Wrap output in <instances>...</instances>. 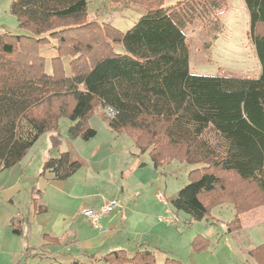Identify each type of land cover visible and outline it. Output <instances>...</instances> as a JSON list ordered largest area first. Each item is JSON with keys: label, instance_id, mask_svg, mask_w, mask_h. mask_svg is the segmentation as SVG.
<instances>
[{"label": "trees", "instance_id": "16d2710c", "mask_svg": "<svg viewBox=\"0 0 264 264\" xmlns=\"http://www.w3.org/2000/svg\"><path fill=\"white\" fill-rule=\"evenodd\" d=\"M165 1L109 0L143 11L127 30L90 20V0L12 1L11 14L29 33L0 34V168L19 164L47 133H53L52 147H59L64 117L71 121L70 138L91 140L97 130L89 120L100 107L108 127L130 136L156 168L176 160L194 167L189 182L167 198L176 214L210 220L212 208L232 203L236 213L228 228L238 231L241 214L264 206V0H244L262 66L256 78L190 73L186 28L198 15L215 19L226 0H180L170 6ZM45 46L57 53L51 71L40 52ZM209 132L220 146L206 136ZM80 168L66 151L47 157L40 175L50 172L65 180ZM33 202L42 210L37 199ZM14 221L13 232L21 235ZM45 238L50 245L61 243ZM191 245L200 253L209 241L198 234ZM45 246L27 251L43 252ZM40 253L31 252L18 264H29ZM249 255L264 264V242ZM100 260L160 264L145 244L111 251ZM161 264L184 263L167 257Z\"/></svg>", "mask_w": 264, "mask_h": 264}, {"label": "rangeland", "instance_id": "374dc122", "mask_svg": "<svg viewBox=\"0 0 264 264\" xmlns=\"http://www.w3.org/2000/svg\"><path fill=\"white\" fill-rule=\"evenodd\" d=\"M12 1L0 0V34L5 32L28 34L27 30L18 27L16 17L11 14ZM90 1V20L100 24L110 23L122 30L131 28L143 14L137 5L112 4L109 0ZM178 1L180 0H166L165 4L170 6ZM213 14L215 19H209V21L198 15L186 28L190 73L204 76L258 77L261 73V63L253 43L251 16L245 1L226 0L223 8ZM117 49L121 50V46H117ZM40 52L47 58V69L51 71L50 59L57 54L56 50L52 46H45L40 48ZM66 66L69 72L68 60ZM89 123L99 132L98 136L91 141L81 138L69 140L68 128L71 121L64 117L60 121L58 132L61 140L59 147L52 148L50 136L53 133H47L39 139L33 149L37 158H41L45 154H52L56 157L59 151L71 150L73 158H78L84 163V166L72 179L55 181L50 184L49 198L57 208L56 210L70 207L77 209L80 200L71 198L72 195L85 197L87 195L86 204L93 206L92 201L95 200L93 196L100 195L101 187L106 188L108 194H111L117 193L118 189L121 191V186L128 188V183H130L132 185L129 188L142 190L143 194L148 196L146 205L149 209H164V212L157 213L155 217H151L144 224L142 223V226L147 225L149 230L153 228V231H149L150 233L146 235L152 244L158 263H163L168 257L177 259L184 264H256L247 251L264 242V228L249 229L239 235L238 231L230 232L228 224L235 219L236 213L232 203H224L212 208L210 220L191 221L186 213L179 212L176 214L178 216L176 225H168L159 221V216L166 214L167 207L162 201H159L160 204L155 195L162 192L166 198H170L183 188L189 182V172L194 168L192 165L176 160L155 168L149 153H145L140 159L133 156L131 152L137 150L130 136L123 134L118 141L109 140L108 131L111 130L101 114L100 107L95 109ZM206 136L215 146L221 145V140L214 133L209 132ZM110 141L113 147H116L113 150H111ZM102 143L106 145V149H102L97 160L107 167H104L101 174H95L93 166L89 165L87 161L91 160L94 147ZM121 147L126 148L125 152L117 151V148L121 150ZM137 160L146 162L147 166L142 168L136 166L140 164ZM132 166L137 167L139 172L137 177H140L141 182L144 183L143 189L135 176L131 179L128 176L123 177V174L129 173ZM60 194L64 195L62 202ZM115 200H118L119 203L114 211L120 209L119 204L126 202V199H122V197ZM143 201L141 198L136 202L141 204ZM156 202L158 203L157 208L155 207ZM133 203L132 201L131 204ZM168 205L175 213L172 206ZM143 206H140L138 211L143 212ZM87 209L92 208L88 207ZM135 216L137 217V215ZM154 225L155 227H153ZM198 234L206 237L209 241L208 248L200 253L194 251L191 245Z\"/></svg>", "mask_w": 264, "mask_h": 264}, {"label": "crops", "instance_id": "0c3cea01", "mask_svg": "<svg viewBox=\"0 0 264 264\" xmlns=\"http://www.w3.org/2000/svg\"><path fill=\"white\" fill-rule=\"evenodd\" d=\"M110 130L108 131L109 140L118 141L123 135L117 134L112 129ZM98 133L97 131L94 138L98 136ZM69 140L73 141L75 139L70 138ZM109 143L111 150L116 148L113 147L111 141ZM35 146L36 144L27 156L13 168L8 170L0 168V264H18L31 252L41 253L36 258H30L29 264H106L100 258L114 250H131L139 244H145L152 249V244H150L146 234L153 231V228L149 230L147 225L144 227L142 225L151 217H155L157 213L164 212L163 208L159 210L149 209L146 205V199H149L148 196L143 194L142 190L129 188L132 184L128 183V188L121 186V191H118L117 188V193L113 192L111 194H108L106 188L101 187L100 195L93 196L95 199L92 201L93 206L86 204L87 195L86 197L72 195L71 198L80 200L77 209L70 207L56 210L57 208L49 198L50 184L55 181L72 179L84 166V163L78 158H73L71 150H66L70 153L73 161L81 163V168L73 176L65 180H59L50 172L40 175L45 159L54 157V155L45 154L41 158H37L36 153H33ZM95 147L91 154V160L87 162L93 166L95 174H101L104 167L107 166L99 163L100 160H97V156L102 149H106V145L102 143ZM135 147L137 151L131 152V154L140 159L144 154L140 153L136 145ZM125 149L121 147V150L117 148V151L125 152ZM59 153L61 152L59 151L56 157ZM137 161L139 162V160ZM139 163H136L138 164L136 166L141 168L147 166L146 162ZM133 168L129 169L127 175L123 174V177L128 176L131 179L135 176L141 189H143L144 183L141 182L140 177H137L139 175L137 167ZM86 185H88L87 182ZM60 188H63L62 185ZM63 196L60 197L61 202L64 199ZM155 196L158 202H161L157 194ZM120 197L126 199V202L119 204V210L104 215L101 218L100 228H95L90 220L83 215V210L88 207L100 208ZM141 198L144 201L141 204L137 203ZM34 199H37V206H40L42 210H36ZM132 201L133 204H131ZM157 204L156 202V208ZM140 206L144 207L143 212L138 211ZM13 219H15L16 225L22 229L21 235L13 232L11 226ZM240 221L242 228L238 230V235L249 229L264 228V206L241 214ZM161 233L163 235L162 230ZM46 236L57 238L61 243L50 245L45 238ZM64 242H67V244L65 245ZM44 244L46 246L43 252L27 251L29 247L37 248ZM252 249L254 247H251L247 252Z\"/></svg>", "mask_w": 264, "mask_h": 264}, {"label": "built area", "instance_id": "2783aa9c", "mask_svg": "<svg viewBox=\"0 0 264 264\" xmlns=\"http://www.w3.org/2000/svg\"><path fill=\"white\" fill-rule=\"evenodd\" d=\"M107 113L110 116L115 115V111L111 108L107 109ZM159 200H161L164 205L167 207L166 208V214L162 215L161 217H159V221L160 222H164L168 225H176L178 222V216L176 215V213H174L168 205L167 202V198L165 197V195L162 192H159L157 194ZM118 200L109 202L107 204H104L103 206H101L98 209L92 208V209H84L83 210V214L89 218L90 222L92 223V225L95 228H100V222H101V218L106 215L111 213L112 211H114V209L116 208V205L118 204Z\"/></svg>", "mask_w": 264, "mask_h": 264}]
</instances>
